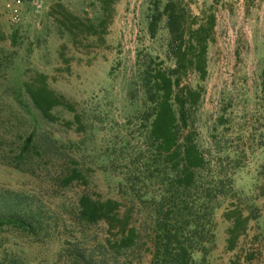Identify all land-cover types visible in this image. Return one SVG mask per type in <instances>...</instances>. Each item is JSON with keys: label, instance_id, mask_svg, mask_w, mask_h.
Masks as SVG:
<instances>
[{"label": "rangeland", "instance_id": "374dc122", "mask_svg": "<svg viewBox=\"0 0 264 264\" xmlns=\"http://www.w3.org/2000/svg\"><path fill=\"white\" fill-rule=\"evenodd\" d=\"M5 3L0 0L5 33L0 42V197L18 194L20 206L31 204L45 229L35 234L0 232V257L8 251L26 264H66L68 257L84 264L78 246L81 254L93 256L94 264L102 259L149 264L151 255L142 245L116 262L98 245L106 226H82L77 204L88 191L121 200L124 208L133 205L121 180L146 133L138 119L144 99L138 62L165 58L168 37L165 20L155 35L150 31L155 0H115L107 13L102 0H41L40 7L24 6L19 23L12 22ZM60 4L87 25L98 26L103 19L107 24L97 34L84 33ZM184 4L198 21L215 14L195 125L200 145L223 162L235 191L215 213V238L206 258L201 252L194 258L205 264H264V0ZM166 64L173 61L166 59ZM38 74L76 111L60 106L54 110L56 120H47L24 89V82ZM183 82L196 85L197 76L190 72ZM31 133L36 146L21 157ZM71 158L83 169L86 184L63 181L65 162ZM138 188L147 191L152 185ZM230 202L250 216L246 233L232 250L227 243L231 223L223 215ZM148 208L138 207L141 212L135 215L143 228Z\"/></svg>", "mask_w": 264, "mask_h": 264}, {"label": "trees", "instance_id": "16d2710c", "mask_svg": "<svg viewBox=\"0 0 264 264\" xmlns=\"http://www.w3.org/2000/svg\"><path fill=\"white\" fill-rule=\"evenodd\" d=\"M115 0H102V10L107 13ZM69 21H77L84 33L97 34L98 27H105L107 20L99 25H87L70 13L63 5ZM187 10L184 0H155L150 15V31L155 35L165 20L168 37L165 42V58L150 56L139 59V80L143 89V110L138 116L145 128L144 142L136 149L128 170L121 180L127 186V194L133 205L125 206L121 200L104 198L88 191L78 199L79 223L83 226L104 224L106 232L98 245L110 252L117 262L118 256L135 252L145 246L151 255L149 264H205L194 258L196 252L203 254L215 238V213L235 196L233 178L223 162L212 151L203 148L195 125L197 112L204 94L206 80L207 50L213 39L215 14H207L198 21ZM84 31V30H83ZM5 33L0 24V42ZM1 56V54H0ZM166 59L173 65H167ZM197 76V84L184 83L189 73ZM264 87V80H263ZM24 89L34 106L50 121L56 120L54 110L63 107L76 111L64 96L57 94L47 83L46 76L24 82ZM77 122L82 125L80 116ZM72 125L73 122H68ZM36 135L31 133L25 140L21 157L31 155ZM239 160L235 165L239 166ZM77 160L65 162L63 181L87 183V176ZM16 168L22 169L19 164ZM84 184V185H85ZM152 188L142 191L139 185ZM18 194L0 197V232L11 229L27 234L43 231L44 224L37 218L31 204L20 206ZM149 207L143 214V226L138 225L142 207ZM139 207V210L137 208ZM224 218L231 223L227 230L230 250L246 233L250 216L240 206L230 204L225 208ZM84 264H94L93 256L76 248ZM80 258H66V264H82ZM79 261V262H78ZM93 262V263H92ZM110 264L102 259L101 264ZM0 264H26L17 256L4 251Z\"/></svg>", "mask_w": 264, "mask_h": 264}, {"label": "built area", "instance_id": "2783aa9c", "mask_svg": "<svg viewBox=\"0 0 264 264\" xmlns=\"http://www.w3.org/2000/svg\"><path fill=\"white\" fill-rule=\"evenodd\" d=\"M26 4L40 7L41 0H6L5 7L10 14L12 22L19 23L21 21L23 8Z\"/></svg>", "mask_w": 264, "mask_h": 264}]
</instances>
